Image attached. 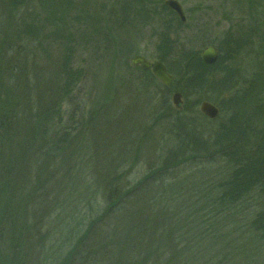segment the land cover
I'll use <instances>...</instances> for the list:
<instances>
[{
	"label": "trees",
	"instance_id": "trees-1",
	"mask_svg": "<svg viewBox=\"0 0 264 264\" xmlns=\"http://www.w3.org/2000/svg\"><path fill=\"white\" fill-rule=\"evenodd\" d=\"M131 1L121 5L120 14L115 12L116 21L145 18L154 26V58L165 65L173 81L163 85L137 66L139 90L147 94L146 103L152 107L148 123L121 134L114 153L110 148L99 151L101 161L88 156L87 163L77 165L74 161L81 159V154L77 145L72 146V137L81 134L96 142L103 118L109 124L116 118L119 122L125 119L135 89L129 81L123 86L124 93H119L114 109L117 117L105 105L85 108L78 97L85 71L72 64L73 48L67 41L69 8L65 11L63 6H73L70 0H8L6 26L10 29L6 31L10 32L0 34L5 55L13 52L9 57L0 56V264H179L180 259L183 264H204V258L209 264H237L236 256L217 255L203 235L211 226L220 230L233 212L241 213L243 207L236 204L252 190L262 200L260 209L235 239L241 250L264 239V121L259 120L260 127L250 124L256 95L264 91V79L259 69H252L245 87L238 85L246 77L244 52L258 58L264 48V0H233L232 8L237 10L239 5L243 16L233 23V12L224 13L228 26L219 39H210L207 31L200 29L186 41L181 28L187 19L182 23L161 1L151 3L150 8L140 6L144 1ZM18 10L20 15L13 22L11 16ZM52 45L62 50L55 69L45 65ZM207 45L219 51L213 64L200 58V49ZM254 65L261 68V64ZM174 92H179L182 100L193 96V110L199 101L228 108L227 119L208 133L215 149L209 151L196 133L209 120L197 110L199 118L182 117L188 105L175 110L170 100ZM225 94L228 97L223 100ZM115 97L112 95L109 103ZM155 123L165 128L173 144L158 163L149 164L152 157H147L142 178L130 182L125 173L144 156L148 142L141 144L142 137L149 140L147 135ZM88 130H97V137ZM219 154L232 162L228 176L215 184L216 190L204 184L193 202H180L181 209L177 201L183 193L172 191L177 184L162 193L160 207L154 201L158 197L145 192L156 181L176 178L182 165ZM61 173L75 177L77 187L63 198L49 197L50 185ZM100 195L105 206L98 213L92 205ZM79 205H83L82 211ZM152 207L170 212L165 222L157 221ZM205 213H211L213 219H205ZM52 215L57 219L48 228ZM168 239L174 240L170 248ZM178 241L182 247L179 255ZM209 253L214 255L209 258Z\"/></svg>",
	"mask_w": 264,
	"mask_h": 264
},
{
	"label": "rangeland",
	"instance_id": "rangeland-1",
	"mask_svg": "<svg viewBox=\"0 0 264 264\" xmlns=\"http://www.w3.org/2000/svg\"><path fill=\"white\" fill-rule=\"evenodd\" d=\"M127 1L129 0H70V3H72L73 6H63L65 11L69 8L67 12L68 14L66 13L67 15H65L69 17L70 20H72H69L68 29L70 31V39L68 38L67 40L70 42L71 47L73 48L71 57L72 64L75 66H81L85 71L84 83L81 85V93L78 95V97L81 98V103H83V106L89 109L94 105H105L104 108H107V111H110L109 113H113L116 116L117 113L114 111V109L117 107L116 103L118 100V95L119 93H124L125 89L123 86L126 87V82L129 81V84L132 85L131 89L133 90L134 88L136 92L134 94V103H132L130 111L126 112L127 116L124 120H120L119 122V119L116 118V122L109 124L103 118L102 126L104 128L98 126L101 136L99 139L96 138V142H94L91 138H82L81 134H77L72 137V146L77 145L81 154V159H79V157L74 161V163L77 165L81 161L87 163L88 156L89 158L92 157V160L97 158L98 161H101L103 158V154L100 153L101 151L110 148V152L114 153L117 149L116 144L119 143L120 137L125 135V133L127 134L135 131V129L139 128L140 126L142 127L143 124L148 123V114L151 113L150 110L152 107L150 106L149 108V104L146 103L148 99L147 94L139 90L141 89V78L139 77L140 73L135 69L137 65H133L131 63V59L135 55H141L148 60H154L156 37L151 34V29L154 26H150L149 22L146 21L145 18H143V20L140 22L137 19L130 22H127L128 20L116 21V13L118 11L121 13V5L124 6V3ZM140 1H144L140 4V6L143 7L144 5L146 8H150L152 5L151 3L155 4L160 1L163 3L164 0ZM178 1L181 4L187 19V25L181 28L183 29L182 33L184 37H186L185 41L200 29L206 30L210 39H219L222 31L228 26V21L223 16L224 13L233 12V23L243 16V13L241 12L242 8L239 5L237 6V10L232 8L231 4H233V0ZM7 6L8 0H0V34L3 33V30L4 33L10 32L6 31V29H10V27L7 28L6 26L8 24ZM113 12L116 13L112 15ZM18 15H20V10H18V12L15 11L14 17L11 16L13 22L15 21V17L17 18ZM74 17L77 19H71ZM65 39L67 38H64V40ZM4 46L0 48V56L7 57L8 55H12L13 52L11 51L8 53V55H5L4 51L6 52V48ZM60 46L62 47L61 44ZM60 46L57 45L55 48L54 45L51 46L52 50H49L50 59L45 63V65L49 64L47 66L48 68L55 69L59 60L62 59V50ZM35 55H37V53H35ZM43 56L44 58L47 57L45 55ZM257 63L261 64V68L254 65H257ZM242 65L245 68L246 77L243 80L244 83H238L239 87H242V85L245 87V84L248 83L247 80L253 73L252 69H259L261 77L264 79V48H262V52H260L258 58H254L253 53L247 54L244 52L242 57ZM50 74L53 75V72ZM57 95L58 94L51 95V97ZM112 95L114 97L116 95V97L113 99L112 103H109ZM227 97L228 95L225 94L223 96V100H225ZM194 101L195 98L193 96H189L188 99L182 100V107L183 104L188 105V108L183 111L182 117L199 118L196 113L197 110L202 116L209 120L206 121L207 125L203 128H200L201 130L196 131V133L198 136H201L198 139L204 141L202 142L204 145L208 144L209 151L213 150L216 147H212L213 142H210L208 133H212L218 124L227 119L229 116L228 108L225 105L221 108L216 103L212 102L219 109V113L214 119H209L199 110V104L201 101H199L197 104L196 110L190 108L193 106ZM256 101L258 107L255 103L254 108L251 109L253 113L255 110L256 115L254 116L253 113L251 114L250 117H252L253 120L251 119L250 124L251 126L256 125L260 127L261 122L259 120L264 121V91L258 92L256 95ZM179 111H182V108ZM108 116L110 118L111 115L108 114ZM124 122H126V124H124ZM251 126L249 130L252 129ZM123 128L126 130L124 133L121 131ZM88 131L90 133H94L97 137V130ZM247 135V138L250 139L251 134L248 133ZM170 137L171 135H169L165 128H163L162 125H159V123H155L152 130L147 135V139H149L148 141L145 137H142L144 141H142L141 144H145V142H148V144L144 150V156L140 160H137L136 165L128 168L125 173V176H127L126 178H128L130 182L138 181L142 178L146 171L147 157H152V161L149 163L151 165L154 160L155 163H153V165L164 157L168 147L173 144H170ZM101 144L102 146L100 147ZM169 144L170 146H168ZM89 148L92 149L89 150ZM130 154H128L126 158H129ZM126 158L124 160H127ZM122 163H125V161ZM231 163L232 162H230V160L224 154H219L203 162H190L184 164L178 168L181 169L180 171H176V178L173 177V179L167 178L165 180L156 181L155 183L150 184V187L146 188L145 192L148 195L157 196L158 199H154V201H157V205L159 206V199L163 196L162 193L166 190H168L167 192H170L169 188L177 184L172 191L175 193H183L184 197L181 196V199L177 201L179 202L177 207L178 209H181L180 202L183 200L184 204L193 202L195 200L194 196L201 192L204 184H209L211 186V190H216L218 186H215V184L221 182L222 179L228 176L230 173V170L233 166ZM75 182H77L76 178L70 175L65 176L62 173L57 175L55 180L52 181V185H50V194L52 196L49 195V197L57 196L58 198H63L65 194H70V192L77 187V185L73 184ZM209 182H212V184ZM98 197V200H95V203L92 205V207L95 208L98 213H101L103 207L105 206V202L103 201L102 195ZM257 197L256 191L252 190L236 204V207L238 204L240 207H243L241 213L233 212L232 216L229 217V220L227 219L229 222L224 224L223 221L222 227L218 231H215L212 226L210 227L211 229L206 230V233H204L203 236H206V239L209 241L207 243H209L210 246L214 245L212 248L214 251H217V255H222L224 257L228 256V259H232L236 256L238 259L237 264H264V239H259V243L254 242L250 248L244 247L242 250L240 249L242 246H239V242L237 243L235 239L236 233H238L239 230L244 231V225H246V223H248L256 214V211L260 209L262 200H258ZM151 209L157 217V221L160 223L165 222L166 217L170 213L167 210H159L158 208L156 209L152 207ZM82 210L83 205H79V211ZM85 213L86 212L83 214ZM53 214H55V212H53ZM193 215L195 216L194 213ZM203 217L205 219H213L211 213H205ZM240 217L241 219L239 220L238 218ZM55 219L57 218L52 215L51 218L47 220L48 228L52 225H55ZM218 221H221V219H218ZM240 235L245 236L244 233ZM237 237L239 238V236ZM173 241L174 240L168 239L169 248L173 244ZM179 243L180 242L178 241V244ZM193 243L197 244L198 240H194ZM175 244L177 243L175 242ZM231 244L233 245L231 246ZM178 247H180L178 253L179 255L182 247L180 244ZM213 255L214 254L209 253L208 257L211 258ZM60 257L61 256H59L58 260H60ZM181 260L182 259L178 260L177 263L183 264ZM203 260H206L204 264H209L207 263V258H204ZM58 263L59 261L56 264Z\"/></svg>",
	"mask_w": 264,
	"mask_h": 264
},
{
	"label": "water",
	"instance_id": "water-1",
	"mask_svg": "<svg viewBox=\"0 0 264 264\" xmlns=\"http://www.w3.org/2000/svg\"><path fill=\"white\" fill-rule=\"evenodd\" d=\"M163 5L174 12L181 22L186 20L185 13L178 0H164ZM218 55L219 51L217 47L212 45H208L200 51V58L206 64L215 63L218 59ZM131 63L140 66L143 70H149L150 73L164 85L168 86L172 83L173 76L168 73L165 65L159 60H148L141 55H135L131 59ZM171 103L176 110H181L182 99L179 92H174L171 95ZM199 110L209 119H214L219 113L217 106L209 101H201L199 104Z\"/></svg>",
	"mask_w": 264,
	"mask_h": 264
},
{
	"label": "flooded vegetation",
	"instance_id": "flooded-vegetation-1",
	"mask_svg": "<svg viewBox=\"0 0 264 264\" xmlns=\"http://www.w3.org/2000/svg\"><path fill=\"white\" fill-rule=\"evenodd\" d=\"M218 49V48H217Z\"/></svg>",
	"mask_w": 264,
	"mask_h": 264
}]
</instances>
